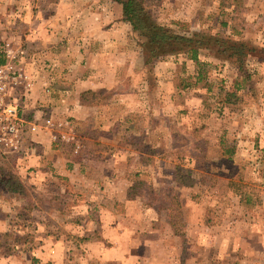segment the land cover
I'll list each match as a JSON object with an SVG mask.
<instances>
[{
	"label": "rangeland",
	"instance_id": "374dc122",
	"mask_svg": "<svg viewBox=\"0 0 264 264\" xmlns=\"http://www.w3.org/2000/svg\"><path fill=\"white\" fill-rule=\"evenodd\" d=\"M6 1L5 15L18 5ZM139 1L175 32L244 40L245 71L206 47L203 64L187 50L148 62L151 50L132 28L145 68L127 81L132 93L118 90L115 119L81 125L50 113L53 132L67 137L52 144L83 170L94 163L89 186L56 175L48 184L26 181L29 198L0 191V264H264V5L258 13L257 0ZM5 22L6 60L8 43L25 46L8 39L14 25ZM47 131L31 132L28 143L36 148L33 136ZM34 150L20 156L0 146V163L17 176L16 164Z\"/></svg>",
	"mask_w": 264,
	"mask_h": 264
},
{
	"label": "crops",
	"instance_id": "0c3cea01",
	"mask_svg": "<svg viewBox=\"0 0 264 264\" xmlns=\"http://www.w3.org/2000/svg\"><path fill=\"white\" fill-rule=\"evenodd\" d=\"M17 3L9 14L0 13V23L4 19L6 24L13 23L8 39L24 42L28 52L23 60L26 70L36 76V83L24 102L23 112L27 117L44 120L54 112L58 116L69 115L81 125L115 119L111 105L120 97L118 90L132 93L134 88L127 81L141 75L146 62L132 46V26L123 18V6L115 0H18ZM263 5L258 0L254 4L258 13ZM2 38L0 32L1 41ZM139 60H142L140 66ZM33 137L37 142L33 155L27 161L20 160V166L16 164L18 177L29 174L25 175L27 180L22 178L24 183L37 178L48 184L57 175L71 181L82 178L89 186L87 178L93 162L85 164L83 170L82 164L70 161L64 149L52 144L48 131ZM90 143L94 152L102 151L101 144L91 140ZM102 164L105 169L106 164ZM0 191L10 198L16 195L1 187ZM91 212L88 208V213ZM60 243L55 239L50 247L54 244V250H58ZM107 253L113 252L107 250Z\"/></svg>",
	"mask_w": 264,
	"mask_h": 264
},
{
	"label": "trees",
	"instance_id": "16d2710c",
	"mask_svg": "<svg viewBox=\"0 0 264 264\" xmlns=\"http://www.w3.org/2000/svg\"><path fill=\"white\" fill-rule=\"evenodd\" d=\"M115 1L123 6L124 20L131 24L133 30L143 38V44L151 50L148 62L168 53L187 50L193 60L203 64L199 60L198 54L202 47H206L213 49L220 56L235 59L240 72L245 71L246 60L250 55L251 48L247 46L244 40L203 31H196L191 35L181 34L158 23L153 18L152 12L143 6L139 0ZM4 62L5 58L3 55L0 57V63ZM249 79L250 75H246L245 80ZM236 85L241 87L239 81ZM0 187L10 194H20L23 198L30 197L23 180L13 174L9 168L2 166L1 163Z\"/></svg>",
	"mask_w": 264,
	"mask_h": 264
},
{
	"label": "built area",
	"instance_id": "2783aa9c",
	"mask_svg": "<svg viewBox=\"0 0 264 264\" xmlns=\"http://www.w3.org/2000/svg\"><path fill=\"white\" fill-rule=\"evenodd\" d=\"M28 55L24 47L14 48L8 43L6 60L0 63V146L26 156L35 147L29 144L30 133L41 127L50 132L52 140L67 139L66 135L53 132L56 120L47 116L43 123L23 115L24 102L36 83V76L27 72L23 59ZM63 122H59V126Z\"/></svg>",
	"mask_w": 264,
	"mask_h": 264
}]
</instances>
